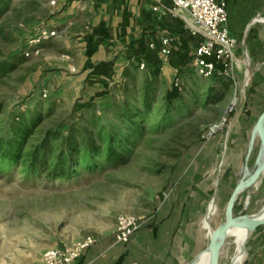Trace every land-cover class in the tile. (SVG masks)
Returning <instances> with one entry per match:
<instances>
[{
    "label": "rangeland",
    "instance_id": "1",
    "mask_svg": "<svg viewBox=\"0 0 264 264\" xmlns=\"http://www.w3.org/2000/svg\"><path fill=\"white\" fill-rule=\"evenodd\" d=\"M0 8V63L5 68L0 74V119L36 110L42 119L29 147L49 130L66 135L72 127L77 140L87 142L89 133L99 147L109 131L122 142L109 160L95 152L84 163L79 155L75 169L61 172H52L51 166L28 170L21 163L0 160V264H44L49 248L108 231L121 214H151L205 139L226 133L242 95L237 86L230 100L205 104L210 80H201L191 66L162 73L149 71L146 63L128 64L104 87L82 65L75 30L62 29L58 15L64 5L52 0H0ZM39 27L55 28L57 34L42 40L37 53L25 55L28 40ZM175 77L181 82V97L168 103ZM148 86L150 105L143 110L142 127L128 126L121 118L123 103L143 109ZM230 107L229 122L207 138L209 126ZM254 186L238 194L235 214L264 207V175L251 190ZM224 219L222 214L220 221ZM224 246L219 264H228L235 254L233 238Z\"/></svg>",
    "mask_w": 264,
    "mask_h": 264
},
{
    "label": "crops",
    "instance_id": "2",
    "mask_svg": "<svg viewBox=\"0 0 264 264\" xmlns=\"http://www.w3.org/2000/svg\"><path fill=\"white\" fill-rule=\"evenodd\" d=\"M55 2L65 6L58 16L62 18V29L75 30L82 65L86 64L90 78L99 80L104 87L131 63H146L149 71L162 73L182 72L191 66L190 59L200 36L193 35L182 19L165 11V7L172 6L170 0ZM226 12L227 28L238 39L235 82L218 74L200 79L210 80L205 93L227 83V92L221 100H230L251 68L245 82L246 103L235 127L205 139L202 149L191 157L183 173L175 174L167 194L159 197L153 212L144 216V222L127 243H114L113 225L93 236L94 243L76 260L77 264H186L203 251L210 234L224 221L220 217L225 215L235 185L259 162L262 150L259 120L264 113V0H227ZM73 23L78 25L73 27ZM165 35L175 37L167 61L158 53ZM150 43L155 49L149 48ZM99 63L109 64L108 75L92 74ZM258 184L259 181L251 190ZM241 231L233 229L231 238ZM239 248L235 264H264V223L248 235L242 257Z\"/></svg>",
    "mask_w": 264,
    "mask_h": 264
},
{
    "label": "built area",
    "instance_id": "3",
    "mask_svg": "<svg viewBox=\"0 0 264 264\" xmlns=\"http://www.w3.org/2000/svg\"><path fill=\"white\" fill-rule=\"evenodd\" d=\"M160 1V0H157ZM172 6L165 7L171 16L183 20L185 27L193 34L200 36L199 43L190 59V64L196 75L202 78L212 77L215 74L231 77L235 82V70L239 65L235 51L238 39L230 34L227 28V0H170ZM55 3V0H52ZM55 28L39 27L28 40L25 55L38 52V45L44 39L56 36ZM175 37L165 35L161 39L158 53L163 61H167L172 52ZM150 49H155L153 43ZM141 67L144 63L140 64ZM174 85L179 89L181 82L175 77ZM46 92L43 91V96ZM232 107L218 122L209 126L207 138L216 134L229 122ZM145 217L134 214H121L117 216L114 231V243H127L133 233L144 222ZM95 241L87 235L75 242L63 243L57 247L49 248L44 256V264H77L76 260Z\"/></svg>",
    "mask_w": 264,
    "mask_h": 264
},
{
    "label": "trees",
    "instance_id": "4",
    "mask_svg": "<svg viewBox=\"0 0 264 264\" xmlns=\"http://www.w3.org/2000/svg\"><path fill=\"white\" fill-rule=\"evenodd\" d=\"M2 11L3 9L0 8V13ZM109 70L108 63H99L93 67L92 74L105 72L108 75ZM3 72H5V68L0 63V74ZM227 89L228 85L225 82L218 90L209 88L205 94V104L221 100ZM149 91L148 86L144 92L143 109L138 106L132 107L127 102L123 103L121 118L128 126L142 127L143 110L145 111L150 105ZM166 97L168 103L179 99L181 97L180 89L173 85ZM41 119L42 116L32 109H25L10 119H0V160L21 163L28 170L45 169L51 166L52 172H61L66 168L75 169L79 164V155L84 163L92 160L95 152L103 153L104 158L109 160L117 153L116 146L122 143L117 133L113 131L105 134V144L102 147L94 144L89 133L87 142L77 140L76 130L72 127L67 130L66 135L49 130L38 143L29 147L28 141ZM80 146H84V149L81 150ZM87 156L88 159L85 158Z\"/></svg>",
    "mask_w": 264,
    "mask_h": 264
},
{
    "label": "water",
    "instance_id": "5",
    "mask_svg": "<svg viewBox=\"0 0 264 264\" xmlns=\"http://www.w3.org/2000/svg\"><path fill=\"white\" fill-rule=\"evenodd\" d=\"M250 75H251V68H248L246 79L242 82L241 88L238 91L242 95L241 103L230 119V122L228 124V132L233 130L244 109L246 103L245 82L246 80L249 79ZM259 130H260L261 143H262V150H261L259 162L254 167V169L248 174L247 177H245L235 185L233 192L231 193L228 201L227 210L224 215L225 219L219 225V227L213 233L210 234L205 249L202 252H200L198 255H196L194 258H192L190 261H188L186 264H198L199 260L205 256H207L208 259L207 264H219L220 255L225 252L224 245L227 242L229 238V232L232 229L242 230V233L239 238L240 248L238 251L239 256L242 257L245 252V242L248 235L256 227L264 223V207L261 208L259 211L252 213L244 212L240 214H235L234 212V203L237 198V195L241 191L249 187L250 185L256 184L258 181L261 180V178L264 175V113L261 115L259 120ZM220 171H221V165L218 168V174L220 173ZM218 177L219 175H217V178ZM214 198H215V193L213 199ZM247 204H248V198L245 201V205ZM233 242L235 245V252H236L238 240H236V242L233 240ZM236 260L237 258L235 257L234 254L230 258L228 264H235Z\"/></svg>",
    "mask_w": 264,
    "mask_h": 264
},
{
    "label": "bare ground",
    "instance_id": "6",
    "mask_svg": "<svg viewBox=\"0 0 264 264\" xmlns=\"http://www.w3.org/2000/svg\"><path fill=\"white\" fill-rule=\"evenodd\" d=\"M233 102H234V101H233ZM257 183H258V182H257ZM257 183H256L255 185H257ZM232 231H233V229L230 230V232H229V237H232V236H233ZM241 233H242V231L238 234L237 237H235V238L233 237V239H234L235 242H236V240H238V242H237V248L240 247V241H239V238H240ZM205 260L208 262L207 256L201 258V259L199 260V263L202 262V261H205ZM199 263H198V264H199Z\"/></svg>",
    "mask_w": 264,
    "mask_h": 264
}]
</instances>
